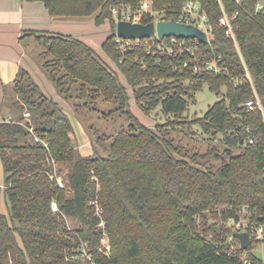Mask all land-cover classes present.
Instances as JSON below:
<instances>
[{"label": "trees", "instance_id": "16d2710c", "mask_svg": "<svg viewBox=\"0 0 264 264\" xmlns=\"http://www.w3.org/2000/svg\"><path fill=\"white\" fill-rule=\"evenodd\" d=\"M27 1L42 2L54 18L109 21L101 46L112 65L73 35L23 31L20 39L41 44L38 66L71 111L108 102L109 115L118 112L129 122L106 139L95 134L92 153L80 155L68 114L27 71L18 73L10 90L21 101L11 102L20 114L0 121V184L8 202L7 215L0 212V264H241L243 256L260 264L251 247L227 253L226 221L243 206L264 213V7L256 9L264 0H221L229 16L236 14L235 41L219 24L218 0H151L154 9L167 10V19H177L189 1L207 15L212 29L198 48L207 59L219 56L226 73L200 76L175 70V59L147 54L142 46L125 54L115 48L112 8L143 0ZM203 83L216 93L224 88L223 97L203 116L181 119ZM125 84L144 114L160 106L166 121L140 123ZM254 94L262 111L245 107ZM25 111L46 147L24 126ZM194 124L208 126L203 152L167 131ZM250 137L256 142L248 144ZM65 168L66 186L59 188L50 175ZM104 234L108 252L100 249Z\"/></svg>", "mask_w": 264, "mask_h": 264}, {"label": "rangeland", "instance_id": "374dc122", "mask_svg": "<svg viewBox=\"0 0 264 264\" xmlns=\"http://www.w3.org/2000/svg\"><path fill=\"white\" fill-rule=\"evenodd\" d=\"M63 24L64 25L60 29H58V32L80 38L83 42L89 45L96 52V54L100 56L102 60L111 64L109 58L105 55L101 46L103 41L110 33L108 20H105L103 23L96 25L93 16H87L84 18H73L68 20L67 22H64ZM20 42L22 47L25 48L26 54L30 56L35 63H37V59H39L38 55L42 51L41 44H36L33 39L29 38L20 39ZM35 77L41 90L48 97L57 102L68 114L71 126L73 128V135L71 136V139L72 142L78 146L80 155L88 156L92 153L91 142L94 140L95 134L104 135L106 139V136L112 135L121 127L125 128L127 126L129 120L126 118V116L120 115L118 112H114L111 115L108 114L109 110L112 109L111 105H109L108 102L99 101L96 105V109L90 111H88L87 109H82L81 113H74L73 111H71V103L69 101H65L61 96L58 95L53 85L47 78H45L44 75L41 76L38 74L35 75ZM63 86L64 88H67L66 83H64ZM125 86L131 96V88L127 84H125ZM10 89L11 88L9 87L6 88L3 97L4 99H2L0 119L16 117L20 114V110L12 106L11 102L13 100H16L18 104H21V101L16 95L11 92ZM224 92V88L220 90V93L211 91L208 85L206 83H203L201 88L194 92L193 98L188 100L187 111L184 113L181 119H193L203 116V114L208 110L210 106H212L216 101L223 97ZM72 100L75 102L77 99ZM81 102L83 103L84 101L81 100ZM129 103L130 109L136 116L137 120H139L140 123L145 126L154 127L155 124L164 123L166 121L165 117L161 113L160 106H158L150 114H144L134 102L132 96L130 97ZM205 129H208V126L194 124L191 128V130L196 132L194 134L193 132H191V130H189V128H184L182 126H178L175 129L168 128L167 131H169L170 134L176 139L180 138L181 143H184L185 145H187V147L191 148V151L198 150L200 152H203L207 146V142H205V139L202 137L201 133H203ZM67 170L68 169L65 168L60 173L64 181ZM2 181L3 170L0 160V183H2ZM0 212L5 215H7L8 213V202L4 197L2 184H0ZM67 222L71 227H75L77 225L76 221H73L72 219H67ZM101 222L103 223L102 227H104V221L101 220ZM106 237L108 239L107 234ZM100 249L108 252L110 250L109 242H107V244L105 245L100 242ZM254 253L258 257L262 256L260 247H258L254 251Z\"/></svg>", "mask_w": 264, "mask_h": 264}, {"label": "built area", "instance_id": "2783aa9c", "mask_svg": "<svg viewBox=\"0 0 264 264\" xmlns=\"http://www.w3.org/2000/svg\"><path fill=\"white\" fill-rule=\"evenodd\" d=\"M222 9V16L219 18V24L225 28V34L235 41L234 28L232 25V20L235 19L236 14L229 16L222 8L221 0H218ZM237 4L241 3V0H234ZM264 4L258 2L256 9H263ZM167 10L165 8L161 10H156L152 7L151 0H143L136 6H118L112 8V15L114 18V23L118 21H129L131 23H142L147 24L153 22L156 24L162 20H170L166 18ZM152 19L151 21L144 23L143 20ZM174 20V19H173ZM175 21L191 24L198 27L200 30L205 32L207 40L212 29V25L208 21L207 15L201 10L198 2H185L181 8ZM115 48L121 53L125 54L129 51H133L135 48L140 46L143 47L147 54L158 55L160 57H165L167 59H175L174 69L183 72L188 70L192 75L200 76L206 72H225L226 68L219 63V56L213 59H207L202 56L199 51L198 44L199 40L196 38H178L175 36L163 37L160 39L156 34L151 37H144L141 39H125L118 37L115 33L113 39ZM172 63V62H171ZM248 77V74H246ZM245 107L247 110L259 109L262 111V105L257 94H254V98L248 99L245 102ZM24 120L28 124H24L28 132L31 134L32 138L36 142H40L44 147L46 143L35 134L34 126L30 122V113L25 111L23 113ZM254 137L248 139V144L255 143ZM51 179H55L59 188H64L66 186L65 181L61 175H50ZM92 204L95 205L96 215L99 217L102 214L100 206L94 201ZM51 209L57 211L58 207L55 201L51 203ZM226 224L230 229L227 236L226 242L228 243V254H232L236 249L245 248L242 247L238 238L235 237V233H246L249 238V244L247 247H251L254 256L259 259L260 264H264V213H259L255 208L251 209L248 206H243L237 217H230L227 219ZM102 226L103 223L101 222ZM104 245L107 244L108 239L106 234L103 235L101 241ZM260 247L262 251V256L258 257L254 251ZM241 264H252V261L243 256L241 258Z\"/></svg>", "mask_w": 264, "mask_h": 264}, {"label": "crops", "instance_id": "0c3cea01", "mask_svg": "<svg viewBox=\"0 0 264 264\" xmlns=\"http://www.w3.org/2000/svg\"><path fill=\"white\" fill-rule=\"evenodd\" d=\"M68 20L50 16L40 1L0 0V114L6 88H11L20 71H27L36 83L35 75H44L38 63L26 54L20 44L22 32L49 31L62 34L58 29Z\"/></svg>", "mask_w": 264, "mask_h": 264}, {"label": "water", "instance_id": "95a60500", "mask_svg": "<svg viewBox=\"0 0 264 264\" xmlns=\"http://www.w3.org/2000/svg\"><path fill=\"white\" fill-rule=\"evenodd\" d=\"M115 33L118 37L125 39L151 37L155 34L162 39L163 37L175 36L178 38H196L201 42H206L205 32L195 25L184 24L173 19L162 20L154 24L131 23L129 21H118L115 25ZM235 237L239 239L242 247L249 244V238L246 233H235Z\"/></svg>", "mask_w": 264, "mask_h": 264}]
</instances>
